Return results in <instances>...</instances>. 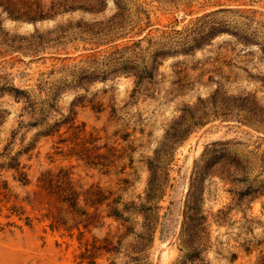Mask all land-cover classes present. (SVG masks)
Instances as JSON below:
<instances>
[{"label":"rangeland","instance_id":"obj_1","mask_svg":"<svg viewBox=\"0 0 264 264\" xmlns=\"http://www.w3.org/2000/svg\"><path fill=\"white\" fill-rule=\"evenodd\" d=\"M7 2L0 264H264V0Z\"/></svg>","mask_w":264,"mask_h":264},{"label":"trees","instance_id":"obj_2","mask_svg":"<svg viewBox=\"0 0 264 264\" xmlns=\"http://www.w3.org/2000/svg\"><path fill=\"white\" fill-rule=\"evenodd\" d=\"M8 1H10V0H8ZM3 3V4H6L5 2H7V0H0V3ZM8 4H10L9 2H7Z\"/></svg>","mask_w":264,"mask_h":264}]
</instances>
